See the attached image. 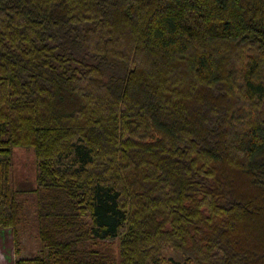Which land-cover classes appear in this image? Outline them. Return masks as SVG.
Here are the masks:
<instances>
[{"label":"trees","instance_id":"obj_1","mask_svg":"<svg viewBox=\"0 0 264 264\" xmlns=\"http://www.w3.org/2000/svg\"><path fill=\"white\" fill-rule=\"evenodd\" d=\"M27 192L42 249L14 264H264V0H0L16 255Z\"/></svg>","mask_w":264,"mask_h":264},{"label":"rangeland","instance_id":"obj_2","mask_svg":"<svg viewBox=\"0 0 264 264\" xmlns=\"http://www.w3.org/2000/svg\"><path fill=\"white\" fill-rule=\"evenodd\" d=\"M13 184L18 188L31 189L36 179V157L33 148H13ZM25 199L24 220L19 226V253L13 249V233L10 228L0 229V264H14V259L40 254L42 243L36 233L35 194L21 195Z\"/></svg>","mask_w":264,"mask_h":264}]
</instances>
